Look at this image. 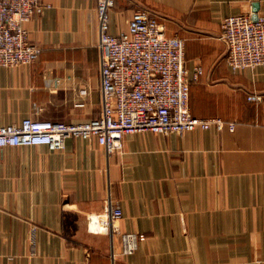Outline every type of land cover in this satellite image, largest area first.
Segmentation results:
<instances>
[{"label": "crops", "instance_id": "obj_1", "mask_svg": "<svg viewBox=\"0 0 264 264\" xmlns=\"http://www.w3.org/2000/svg\"><path fill=\"white\" fill-rule=\"evenodd\" d=\"M40 1L25 23L38 60L0 68V126L100 116L96 0ZM136 10L159 16L184 41L187 69L203 70L190 113L234 131L138 132L109 156L95 138L0 148V264H264V70L233 72L219 37L226 16L264 17V0H115L109 32H126ZM109 201L120 218L90 231ZM121 234L144 239L123 254Z\"/></svg>", "mask_w": 264, "mask_h": 264}, {"label": "built area", "instance_id": "obj_2", "mask_svg": "<svg viewBox=\"0 0 264 264\" xmlns=\"http://www.w3.org/2000/svg\"><path fill=\"white\" fill-rule=\"evenodd\" d=\"M115 0H96L100 64V116L81 123L52 122L26 117L18 124L0 126V148L44 145L60 151L69 138H95L107 156L123 147L125 136L138 132L182 135L194 130L232 132L235 123L221 117L201 118L190 113L189 85L203 70L185 66V44L166 33L156 14L136 10L126 32H109V12ZM40 0H0V68L31 64L40 48L28 37L25 23L40 14ZM220 39L226 45L225 61L235 72L244 68L264 70V17L249 12L221 19ZM260 94L247 95L257 103ZM120 218L116 203L88 218L92 232L108 231ZM143 235L121 234L123 254L133 252ZM111 252L112 261L114 258Z\"/></svg>", "mask_w": 264, "mask_h": 264}, {"label": "water", "instance_id": "obj_3", "mask_svg": "<svg viewBox=\"0 0 264 264\" xmlns=\"http://www.w3.org/2000/svg\"><path fill=\"white\" fill-rule=\"evenodd\" d=\"M254 17H256V13H254Z\"/></svg>", "mask_w": 264, "mask_h": 264}]
</instances>
